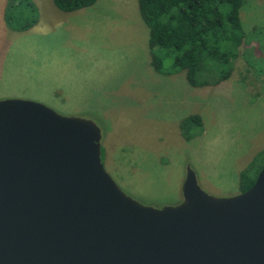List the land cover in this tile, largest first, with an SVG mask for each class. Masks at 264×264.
<instances>
[{
  "label": "rangeland",
  "instance_id": "1",
  "mask_svg": "<svg viewBox=\"0 0 264 264\" xmlns=\"http://www.w3.org/2000/svg\"><path fill=\"white\" fill-rule=\"evenodd\" d=\"M31 1L36 22L23 30L9 29L0 12V99L91 120L104 170L142 205L178 204L187 167L206 194L239 193V171L264 144V0L242 3L244 44L230 76L207 87L170 73L169 57L160 72L152 68L137 0H96L70 12ZM189 114L202 125L186 140L178 123Z\"/></svg>",
  "mask_w": 264,
  "mask_h": 264
},
{
  "label": "water",
  "instance_id": "2",
  "mask_svg": "<svg viewBox=\"0 0 264 264\" xmlns=\"http://www.w3.org/2000/svg\"><path fill=\"white\" fill-rule=\"evenodd\" d=\"M99 140L91 120L0 99V264H264V164L228 197L187 167L181 201L153 208L107 174Z\"/></svg>",
  "mask_w": 264,
  "mask_h": 264
},
{
  "label": "trees",
  "instance_id": "3",
  "mask_svg": "<svg viewBox=\"0 0 264 264\" xmlns=\"http://www.w3.org/2000/svg\"><path fill=\"white\" fill-rule=\"evenodd\" d=\"M60 11L70 12L96 0H51ZM244 0H137V11L147 28L150 65L156 72L162 60L171 58L170 73L183 72L191 87L215 86L232 72V60L244 44L239 9ZM28 14V15H26ZM3 19L20 31L36 22L31 0H6ZM197 114L180 119L178 128L189 139L200 129ZM197 132V131H196ZM101 153V151H100ZM264 164L263 148L238 173L239 192L247 190Z\"/></svg>",
  "mask_w": 264,
  "mask_h": 264
},
{
  "label": "crops",
  "instance_id": "4",
  "mask_svg": "<svg viewBox=\"0 0 264 264\" xmlns=\"http://www.w3.org/2000/svg\"><path fill=\"white\" fill-rule=\"evenodd\" d=\"M3 7H4V2L0 3V8H1L0 12H3V10H4Z\"/></svg>",
  "mask_w": 264,
  "mask_h": 264
}]
</instances>
